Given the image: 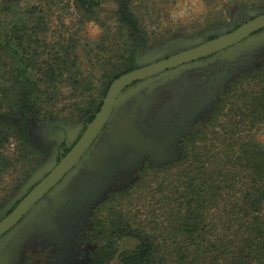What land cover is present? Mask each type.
I'll list each match as a JSON object with an SVG mask.
<instances>
[{"label":"trees","instance_id":"trees-1","mask_svg":"<svg viewBox=\"0 0 264 264\" xmlns=\"http://www.w3.org/2000/svg\"><path fill=\"white\" fill-rule=\"evenodd\" d=\"M210 2L200 31L224 24L242 3ZM146 7L137 0H0V213L40 181L18 196L48 158L31 125L92 121L112 82L146 63L132 49L151 43ZM192 122L178 129L180 152L146 161L134 181L96 205L85 229L94 244L90 264L117 257L120 264H264V53L235 71L208 115ZM125 239L136 243L123 249Z\"/></svg>","mask_w":264,"mask_h":264},{"label":"flooded vegetation","instance_id":"flooded-vegetation-1","mask_svg":"<svg viewBox=\"0 0 264 264\" xmlns=\"http://www.w3.org/2000/svg\"><path fill=\"white\" fill-rule=\"evenodd\" d=\"M261 14H264V10L262 9L256 11L254 14H244L242 12L236 18L233 17V20L235 22L232 25H230L228 30L223 32L222 34L235 30L242 24L248 22L249 20ZM261 32H264V27L242 38L238 42H245L249 38V36L254 34L259 35L261 34ZM219 35H221V33ZM219 35H214L213 37L206 36L205 40L216 38ZM193 46H196V44L182 46L174 50L173 52H170L158 58L157 60L167 58L173 54L179 53ZM143 47H144L143 44L139 47L137 46V44H135L132 47V49H137L136 56H138L139 59L141 60L145 58L144 53L142 54L140 53V50L143 49ZM257 52H262V54L259 56V59H261L264 50H259ZM215 56H216V60L214 62L216 63L221 61L226 63V65L236 64L233 63L234 61L227 60V58H221L222 56H226L223 54V51H221V52L213 53L211 54V56L209 55L208 57L205 56L202 58L191 60L182 63L180 65L171 68H166L162 71L152 74L153 76H158L156 81H158L160 77H166L167 75H169V77L167 78L169 79V81L168 83H166V85L176 82L188 83L186 84V87H182V88L184 89V92L186 93V97H187L185 98L186 99L185 106L186 105L188 106L186 111H191L193 113L190 116L188 115L187 117L182 119L180 125L178 126L172 125V126H176V128L174 127L175 129L171 131L172 133L170 135L165 134L162 137H156V133H155L156 131L148 127V116L150 114H147L145 116L146 122L142 121L140 118L139 120L133 118L132 121L130 117L126 113H124V110L122 111V108H124L125 105L126 107H129L128 103L134 99H136L135 106L136 103L138 104V106H140V104L143 102V100L147 98L148 95V92H145L143 89L148 88L150 90L151 88L152 90L154 87L157 86L155 84L156 81L155 82L145 81L142 84L143 86L140 88L137 95L135 97L133 96L134 98H130L131 100H127V99L123 100L122 103L118 106L119 107L117 108L118 110L117 109L114 110V112L112 113L106 124L104 125L102 131L91 142V144L84 151V154L80 157V159L68 171L65 172V174L57 181V183L53 187L50 188L48 192H46L39 200H37L35 206L32 207V209L29 212H27V214L18 222L20 223L28 215H32L33 213H39L40 208L43 204L47 205L46 208L44 209V214L46 215L45 218L46 221L50 223V228H55L56 231H58L57 227H59L60 224L58 222L62 220L67 222L64 225V229L62 230V232L66 235L64 238L65 240L60 242L61 243L60 245H62L63 248L62 250L60 249V252L57 253V255L53 257L48 264H79V263H83L81 259L88 257H90V262L88 261V263L89 264L91 263V253L93 252L94 245L91 242L85 240V236H86L85 229L91 217L92 211L94 210L96 205L104 198L102 199L100 198L96 202L92 201L90 203L91 207H88L89 200L87 201L86 199V197L88 196L87 192L94 189L92 188L93 183H97V182L100 183L103 181L104 183L103 182L102 183L103 185H105L104 187H106L107 185L106 182H108V180L110 181L112 175L120 172L119 169L121 165L126 166L127 169V165L133 164L132 159H130L131 157L130 154L132 151L137 152V149H135L129 142L125 141L123 138H119L115 134L114 127L117 126L119 119L126 117L128 120H131L135 125L139 135L145 141L148 142L149 139H153L156 137L157 139L156 138L155 139L158 142L161 143L165 142L163 147L158 149L159 151L158 150L154 152L152 151L153 156L145 157L143 163L141 164V167L144 165V163H146V161L149 162L151 161L153 162V160L157 161L159 156L164 157V155L166 154L173 155L180 152L183 146H182V138H181L182 134L178 131L179 127L186 125V123H190L192 121L193 124L195 121L201 118L200 116H197L199 112L200 114L207 116L209 113L208 111L216 104L217 98L223 87L226 84H229V82L233 79V77L231 78L228 75L219 77L218 73L223 70L221 67H219L217 70L211 69V66L214 62H209V59L210 57L214 58ZM146 64L147 62L143 64H138L136 68L144 66ZM243 68L244 67L241 66L237 68L235 71H238V69H243ZM152 75H149L148 77H151ZM142 80L144 81L145 78L129 84L122 90V92L124 93L128 91L127 90L128 88H132V86L137 85L140 81L142 82ZM142 90L144 91V94L142 93V95H140ZM152 92L150 93L151 97H153L154 94V92L153 94ZM130 105L133 106L132 102H130ZM135 106H133V109H135L134 112H136L137 110ZM126 109H131V108H126ZM135 114H137V112ZM90 122L64 121V123L62 122L61 124L55 123L53 125H50L44 131L43 135L38 134L39 137L35 136L37 132L35 134L32 133L33 130L32 127H30L31 128L30 132L32 136H34V138L38 140V142H40L41 145L45 146L47 149V152L45 153L43 160L46 157H48L53 162L55 161L50 166V168L45 172V174L43 175L44 177L47 176L53 169H55V167L65 158L68 152L76 145V143L83 136ZM80 123H84V128L80 127ZM38 183L32 186L29 192ZM130 183H125L123 187L129 185ZM123 187L119 188L118 190H121ZM25 196H23V198ZM21 200L16 202V204L9 212L6 210L5 215H7L6 214L7 212L9 214L19 204ZM10 201L5 205L9 204ZM42 217L44 216L42 215ZM84 220H86V223L82 224ZM76 221H79V223L82 222L81 225L75 226L73 222ZM16 226L17 224L11 227L9 230H7L2 235V238L8 235L9 233H11V231L14 230ZM77 229H79L78 232ZM89 245H93V248L87 255L86 248ZM40 258L41 256H38L37 252L36 253L28 252L25 258L22 259L21 264H33V262L35 263L39 262L38 259Z\"/></svg>","mask_w":264,"mask_h":264},{"label":"rangeland","instance_id":"rangeland-1","mask_svg":"<svg viewBox=\"0 0 264 264\" xmlns=\"http://www.w3.org/2000/svg\"><path fill=\"white\" fill-rule=\"evenodd\" d=\"M223 1V0H222ZM242 3L238 4L237 6L233 7L231 12L225 13V17H227V20L224 24L219 26L211 27L207 30L200 31L205 25L209 23V19L211 17V10L213 9V3L212 5L210 0H137L138 3L143 2V4H146L147 7L142 10L144 12V17L146 18V28L148 31V34L150 36V42L149 44L145 43L144 45V52L150 48L157 47L165 42H168L172 39L177 40V43L172 45L169 49L165 50L164 53H161L160 55L154 56L149 55L148 59H156L160 58L170 52H173L174 50L185 46V45H192L193 42L197 38H204L208 32L211 30H217V32H225L228 30L229 26L232 25L235 21L233 20V17L236 18L239 14L242 12L244 14H254L256 11H259L260 9L264 10V0H240ZM260 3L254 5V3ZM224 3V2H221ZM222 5V4H221ZM221 5L219 7H221ZM234 15V16H233ZM88 32L92 37L98 36L100 33V28L95 24H89L88 25ZM225 30V31H224ZM264 32H261V34ZM167 35L168 39L164 41H160L159 43L155 42L156 38L161 37V35ZM260 35V34H259ZM251 36H255L251 35ZM249 36V38L251 37ZM186 38V39H183ZM135 43V42H134ZM132 44V47L135 44ZM259 50H264V42H260L254 47H252L249 50H243L240 52H237V54L233 55L231 58L230 56H224L221 58H227V60L234 61L233 63L236 64H227L224 62H214L216 60V57L214 58V62L211 66V69H218L221 67L223 70L218 73L220 76H229L234 77L235 70L239 67H248L255 63H258L259 56L262 54V52H257ZM145 55V53H144ZM225 60V59H223ZM153 76V75H152ZM146 77L145 80L142 82L140 81L137 85L132 86V88L140 87L145 81L147 82H155L158 76L153 77ZM169 75L166 77H160L158 81L155 82L157 85L156 87H152L153 89L150 90L148 88L143 89L145 92H148L147 98L143 100V102L138 106L135 102L136 99L130 101L132 102V105L137 108L136 112L135 109H133V106L130 105V102L128 103L129 107L122 108V111L124 110V113H126L130 119L133 121L134 119L139 120V118L146 122L145 116L147 114H150L148 116V127L152 130H155L156 137H162L163 135L169 134L171 131H173L176 126L180 125L182 122V119L190 116L193 112L186 111L187 105L185 106L186 102V93L184 92V89L182 87H186L187 82H176L172 84L166 85L168 83L169 79H167ZM150 78V79H149ZM149 79V80H148ZM178 83V84H177ZM165 85V86H163ZM163 86V87H162ZM151 87V86H150ZM132 88H128L127 90H130ZM141 91L140 95L142 93L144 94V91ZM154 94H153V92ZM152 92L153 97H151L150 93ZM138 92H136L133 96L135 97ZM133 96L126 98L127 100H131L130 98H134ZM131 108V109H126ZM142 108V110H141ZM143 112V113H142ZM209 112V111H208ZM207 112V113H208ZM196 114V113H195ZM197 114V116H200L201 118L205 117L204 115ZM151 125V126H150ZM176 125V126H172ZM46 122L43 123H33L31 125L33 134H35L36 137H39V135H43L44 131L49 127ZM175 127V128H174ZM39 134V135H38ZM261 139L264 142V129L261 131ZM42 137V136H40ZM155 137V138H156ZM157 139V138H156ZM44 140V139H43ZM136 149V148H135ZM131 157L133 164L126 166L121 165L118 173L113 174L110 181L108 180L106 187L103 185L102 182L93 183V190L87 192L88 196L86 197L88 202V207H91L90 203L92 201H98L100 198H106L110 196L112 191L118 190L119 188L123 187L125 183H130L134 181L137 178V171L141 167V164L143 163L146 156H152V151H139L137 152L132 151ZM47 160V159H46ZM123 166V167H122ZM108 169V168H107ZM106 169V171H107ZM88 186V185H86ZM84 188V187H83ZM46 204H43L40 208V212L37 213L39 216H36L34 214L33 218L34 221L31 223L29 221L22 222V220L16 227H19L17 231L16 229L12 230L11 233L3 237V239L8 238L10 235H12V242L11 245L14 249H16L21 243L20 238L27 232H31L37 229L39 224H43L46 220V215L44 214V209L46 208ZM42 215L44 217H42ZM59 227H57L58 231H56L55 228H50L44 226L43 229L39 230L38 232H35L34 235H32L28 241L25 244V247L22 249L21 254L18 259H16L15 264H21L22 259L25 258L28 252L36 253L38 256H41L40 259H38L39 262H33V264H48L49 261L57 255V253L60 252V249L62 250L63 246L60 245L63 240H65V234L62 232L64 229V225L67 223L66 221H60L58 222ZM82 223V222H81ZM79 221L73 222L75 226L81 225ZM86 220L83 221L82 224H85ZM63 225V226H62ZM62 226V227H61ZM15 227V228H16ZM81 227V226H80ZM61 230H60V229ZM79 229H77L78 232ZM40 238V239H39ZM136 243L135 239H125L122 241L121 248L126 249L131 246H133ZM94 245V244H93ZM93 245L87 246V255L92 250ZM75 255V254H73ZM83 263L79 264H89L90 257L81 259ZM114 264H120V260L117 257Z\"/></svg>","mask_w":264,"mask_h":264},{"label":"water","instance_id":"water-1","mask_svg":"<svg viewBox=\"0 0 264 264\" xmlns=\"http://www.w3.org/2000/svg\"><path fill=\"white\" fill-rule=\"evenodd\" d=\"M264 27V14H261L248 22L242 24L235 30L219 35L216 38L204 41V38H197L193 43L196 46L190 47L184 51L173 54L167 58L160 60L148 59L149 55H160L164 53L165 50L169 49L172 45L177 43L174 39L165 42L157 47L150 48L145 51V58L140 61L147 62L146 65L134 68L126 73H123L118 78H116L103 101L100 110L97 112L95 118L89 123L87 129L85 130L83 136L76 143V145L68 152L65 158L53 169L47 176L43 177V173L46 172L50 166L54 163L50 158H47L43 164H41L38 169L34 172L29 181L24 185L22 191L18 193L21 196L28 187L34 182L39 181V183L19 202V204L7 215L4 209L0 216L3 218L0 220V264H15L16 259L19 258L22 249L25 247L28 239L34 235L35 232L43 229L44 226L50 227V223L45 221L43 224H39L37 229L31 232L25 233L20 238V245L14 249L11 245L12 235L8 238L3 239L2 235L9 230L11 227L18 225L19 221L29 212L32 207L35 206L37 200H39L46 192L53 187L57 181L68 171L84 154V151L88 148L95 137L102 131L104 125L117 108L128 97L133 96L136 92L140 90V87L132 88L126 92L122 90L129 84L146 78L149 75L162 71L166 68H171L182 63L202 58L218 51H223V54L230 56L237 54V52L243 50H249L260 42H264V33L260 35L251 36L245 42H240L242 38L250 35L251 33ZM225 31V30H224ZM217 32V30H211L209 33ZM220 33V32H218ZM186 39V38H183ZM237 43L234 47L230 48L228 51L224 49L233 44ZM193 45V44H192ZM149 62V63H148ZM118 110V109H117ZM49 125H53L57 122H46ZM60 122L59 124H61ZM82 127V125H80ZM114 132L119 138H123L125 141L129 142L134 148L140 151H156L163 147L165 142H158L155 138L149 139L148 142L145 141L138 133L135 125L131 120L126 117L119 119L116 127H114ZM170 132L168 135H170ZM159 151V150H158ZM153 156V155H152ZM34 214L35 218L39 216L37 213H33L30 217H27L22 222H33ZM5 215V216H4ZM46 220V219H45ZM19 227H16L15 231Z\"/></svg>","mask_w":264,"mask_h":264}]
</instances>
